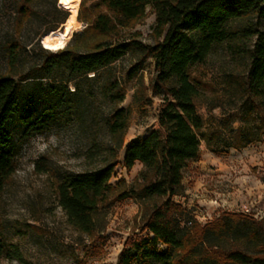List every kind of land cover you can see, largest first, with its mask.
Masks as SVG:
<instances>
[{
    "label": "rangeland",
    "instance_id": "obj_1",
    "mask_svg": "<svg viewBox=\"0 0 264 264\" xmlns=\"http://www.w3.org/2000/svg\"><path fill=\"white\" fill-rule=\"evenodd\" d=\"M18 1L0 0V77L12 73L16 80L39 73L49 57L45 50L58 52L41 44L44 36L65 32L69 35L65 48H77L87 28L78 17H90V10L81 13L79 0L77 24L68 31L71 13L59 0H39L19 30ZM154 26L155 15L149 7L145 18L115 41L138 33L141 43L152 46ZM12 42L19 43L20 54L10 71L7 46ZM254 42L255 38L245 41V46L252 48ZM248 71V56L232 55L223 43L215 45L206 61L190 72L200 89L196 101L204 123L199 132L200 160L207 169L192 162L184 172L183 186L173 198L184 209L177 218L178 231L185 223L196 221L204 226L223 214L264 219V101L247 93ZM88 77L66 86L65 77L56 73L44 81L29 80L24 86L21 105L7 125L17 154L15 173L6 183L0 209L7 257L17 251L24 263L4 258L1 264H117L127 243L146 236L144 221L164 200L142 196L141 164L131 169L123 165L130 142L161 132L159 114L166 93L158 83L153 58L147 51L132 50L98 78ZM49 85L57 88L63 100L59 93L56 97L48 94ZM118 109H126L130 120L110 181L112 188L98 211L94 233L81 234L69 225L58 205V183L66 175L92 170L108 159L109 123ZM90 151L96 155L93 162L87 160ZM198 180L219 205L205 206L199 199H190L186 191Z\"/></svg>",
    "mask_w": 264,
    "mask_h": 264
},
{
    "label": "trees",
    "instance_id": "obj_2",
    "mask_svg": "<svg viewBox=\"0 0 264 264\" xmlns=\"http://www.w3.org/2000/svg\"><path fill=\"white\" fill-rule=\"evenodd\" d=\"M37 1H18L19 30L32 17ZM149 7L155 15L154 44L141 43L138 33L115 41L142 21ZM82 10H90V17H78L87 28L77 48L68 46L57 53L45 50L49 57L38 74L18 80L12 73L0 77V209L6 183L15 173L17 154L7 125L21 105L29 80L44 81L60 73L67 86L77 78L90 79L91 74L98 78L132 50L147 51L166 93L159 114L161 132L130 142L123 165L131 169L141 164L142 196L164 200L145 219L142 231L146 236L127 243L117 264H264V219L223 214L204 226L196 221L185 223L178 231L177 218L184 209L173 202L184 172L201 155L199 132L204 123L197 112L200 89L191 79L192 68L203 64L215 45L225 43L232 55L248 56L247 93L264 101V0H82ZM236 23L239 26L233 27ZM253 38L252 48L246 47L245 41ZM19 52L18 42L7 46L10 71ZM47 90L52 97L59 93L51 85ZM129 120L126 109L116 110L109 123L112 146L106 147L108 159L92 170L66 175L58 183V205L78 233L92 235L95 231L96 216L112 188L110 181ZM95 156L90 151L87 160L93 162ZM2 236L0 219V264L4 258L24 263L17 251L7 257Z\"/></svg>",
    "mask_w": 264,
    "mask_h": 264
},
{
    "label": "bare ground",
    "instance_id": "obj_3",
    "mask_svg": "<svg viewBox=\"0 0 264 264\" xmlns=\"http://www.w3.org/2000/svg\"><path fill=\"white\" fill-rule=\"evenodd\" d=\"M60 6L71 13L69 22L67 24L68 31L75 28L77 21L76 17L78 14V3L79 0H59ZM69 40V35L61 31H52L42 38L43 46L51 51H59L64 49L67 41Z\"/></svg>",
    "mask_w": 264,
    "mask_h": 264
},
{
    "label": "crops",
    "instance_id": "obj_4",
    "mask_svg": "<svg viewBox=\"0 0 264 264\" xmlns=\"http://www.w3.org/2000/svg\"><path fill=\"white\" fill-rule=\"evenodd\" d=\"M193 163L196 164V166H199L201 170L207 169L206 162L201 161L200 158L199 160ZM182 186H183V183H182ZM186 193L190 195L191 200L199 199V202L204 204L205 206L210 205V203L219 205L218 199H216L217 201H215L211 197L210 192L207 190V188L203 186V182H201L200 180H198L192 188L187 189Z\"/></svg>",
    "mask_w": 264,
    "mask_h": 264
},
{
    "label": "built area",
    "instance_id": "obj_5",
    "mask_svg": "<svg viewBox=\"0 0 264 264\" xmlns=\"http://www.w3.org/2000/svg\"><path fill=\"white\" fill-rule=\"evenodd\" d=\"M62 7V6H61ZM63 8V7H62Z\"/></svg>",
    "mask_w": 264,
    "mask_h": 264
},
{
    "label": "water",
    "instance_id": "obj_6",
    "mask_svg": "<svg viewBox=\"0 0 264 264\" xmlns=\"http://www.w3.org/2000/svg\"><path fill=\"white\" fill-rule=\"evenodd\" d=\"M41 44H42V42H41Z\"/></svg>",
    "mask_w": 264,
    "mask_h": 264
}]
</instances>
